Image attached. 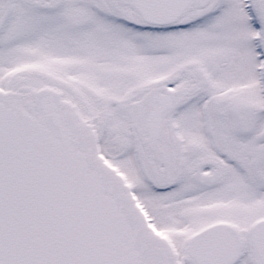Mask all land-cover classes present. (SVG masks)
<instances>
[{"label":"snow or ice","instance_id":"6c2138e0","mask_svg":"<svg viewBox=\"0 0 264 264\" xmlns=\"http://www.w3.org/2000/svg\"><path fill=\"white\" fill-rule=\"evenodd\" d=\"M0 264H264V0H0Z\"/></svg>","mask_w":264,"mask_h":264}]
</instances>
